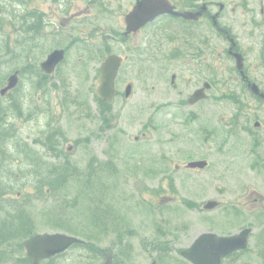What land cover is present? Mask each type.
<instances>
[{"label":"rangeland","instance_id":"374dc122","mask_svg":"<svg viewBox=\"0 0 264 264\" xmlns=\"http://www.w3.org/2000/svg\"><path fill=\"white\" fill-rule=\"evenodd\" d=\"M168 42L169 58L177 57L181 44L177 39ZM218 42L220 84L214 96L189 105L185 93L195 87L197 77L184 60L159 56L161 64L150 73L131 63L122 69L121 82L134 84L133 94L118 97L113 114L96 99L99 69L77 62L86 54L71 50L67 64L44 79L47 85L42 86L38 83L42 78L33 70L54 46L52 39L32 37L12 16L0 14L1 96L10 76L17 73L16 88L1 99L12 106L2 114L5 127L12 131L8 147L14 158L9 161L17 180H11L30 195L36 193L35 180L28 175L30 160L18 148L25 142L43 160L52 164L69 160L78 170L56 195L30 196L28 210L35 232L73 231L112 250L117 264H160L163 254L168 264H174L182 258L179 248L201 232L230 234L252 226L248 249L230 256L226 263L264 264L260 228L264 213L260 207L249 211L244 202L246 180L264 186V176L249 167L252 156L244 150L249 140L240 125L231 137L230 124L238 120L245 125L249 119L245 112H257L263 106L245 96L222 39ZM205 53L209 49H204L203 58ZM172 73L177 74L175 85ZM16 106L22 114L15 111ZM108 121L113 122L111 129L103 127ZM250 148L260 149L254 144ZM197 159H206L207 167L186 169L190 160ZM104 160L114 166L102 164L101 175L97 167ZM92 169L99 172L97 178L89 176ZM209 199L219 200L220 206L213 211L201 209ZM160 245L169 248L162 251ZM82 252V247L72 248L59 263H81Z\"/></svg>","mask_w":264,"mask_h":264},{"label":"flooded vegetation","instance_id":"af4514ba","mask_svg":"<svg viewBox=\"0 0 264 264\" xmlns=\"http://www.w3.org/2000/svg\"><path fill=\"white\" fill-rule=\"evenodd\" d=\"M258 1L259 8L255 4L256 0H0V14L12 16L13 22L20 23L21 28L32 37L52 39L54 46L40 62L37 67L39 69H43L44 60L55 50H63L57 69L67 64V56L73 49L87 55L78 58L79 64L99 70L110 55L120 56L115 98L105 100L99 97V105L103 109H110L112 113L113 103L118 97L125 95L128 98L133 94L134 84L131 93L127 94L129 83L124 85L121 82L122 69L131 63L132 67L139 70L152 72L161 64L159 56L169 58L170 39H177L176 43L181 44V51L177 57L169 59L184 60L182 62L197 77L195 87L185 93L187 103L191 105L189 97L203 86L205 89L200 94L206 93L205 100L214 96V89L220 84L217 50L218 39L221 38L224 53L234 63L235 79L244 87L245 96L256 99L263 106L257 112H245L249 116L245 125L232 120L231 137L235 136L237 124L240 125L249 140L244 148L252 156L249 167L256 170L258 175L264 176V97L261 96L264 93V0ZM13 5L15 8L11 10ZM155 11L161 12L154 18L147 19ZM204 49H209V53H205L203 58ZM239 57L243 58V64L238 61ZM24 68L26 67L22 69ZM202 75H208L207 80H201ZM46 76L48 78L50 74L44 73L43 77ZM176 78L177 74L172 73L171 82L174 85ZM189 114L192 115L193 112L189 111ZM112 124L113 122L108 121L103 127L111 129ZM251 144L258 145L259 151L250 148ZM235 145L233 141V148ZM186 169L204 168L187 165ZM250 181L252 179L246 180L244 202L249 204V211H256L260 207L264 213V186H256ZM212 200L214 199L207 200L200 208L213 211L214 208L206 207ZM215 201L216 207H219L221 202ZM260 225L261 238H264V222H260ZM250 228L252 233V226ZM210 231L221 235L235 233ZM202 233L194 237L188 246L179 248L180 254ZM237 253L240 251L233 252L230 256Z\"/></svg>","mask_w":264,"mask_h":264},{"label":"trees","instance_id":"16d2710c","mask_svg":"<svg viewBox=\"0 0 264 264\" xmlns=\"http://www.w3.org/2000/svg\"><path fill=\"white\" fill-rule=\"evenodd\" d=\"M33 72L42 78L43 73L39 68L33 70ZM46 78L47 76L44 77V79ZM44 79L42 78L38 81L42 86L46 84ZM1 99L2 96L0 94V264H31L24 246L25 240L35 233V221L31 212L28 210L30 196L44 198V196L56 195L67 181L78 173V170L69 160L62 164H52L43 160V157L38 154V151L36 152L35 149L29 146V143L25 142L26 144L24 146L20 144L18 148L21 147V152L25 153L27 159L30 160V162H26L31 167H28V170L31 169L29 170L28 175L32 176L35 180L33 184L35 183L36 193L30 195L28 191H23L18 188L13 182L17 180L16 173L10 169V159L14 158V155L11 153L7 145L9 144V136L12 131L4 127V118L2 115L4 112L8 111L10 106L4 104ZM20 109L19 106H16L15 111L18 114H22V110ZM17 154L19 155L18 150ZM36 157L38 158L36 159ZM94 174L95 171L92 169L90 176H93ZM67 227L70 228L69 226ZM68 228L66 229L68 230ZM75 247H82L83 252L81 253V257L85 256L81 258V263L76 264H98L99 260L101 261L105 256V249L91 239H88L84 244L76 243L73 245V248ZM160 248L162 251H166V247L160 245ZM63 255L64 253L42 260L39 264H60L59 258ZM166 262L165 254H163L160 258V264ZM174 264H177V262Z\"/></svg>","mask_w":264,"mask_h":264},{"label":"water","instance_id":"95a60500","mask_svg":"<svg viewBox=\"0 0 264 264\" xmlns=\"http://www.w3.org/2000/svg\"><path fill=\"white\" fill-rule=\"evenodd\" d=\"M161 11H155L149 18H154ZM63 50H55L48 55L42 66L46 72H53L57 64L61 61ZM240 62V60H239ZM121 64L120 56L116 54L110 55L101 66L100 80L98 87V95L105 100H112L116 95L115 79ZM17 73L9 78L7 87L2 89V94H5L9 88L16 85ZM131 85L128 86L127 94L130 93ZM204 88L197 90L192 94L190 101L196 102L202 97ZM264 96V93L261 94ZM207 161L196 160L189 163L190 167H205ZM216 201H210L206 206L213 208ZM251 229L244 228L241 232L229 236H221L212 232H205L200 235L195 242L187 249L183 250L182 254L190 259L194 264H221L222 259L228 254L245 249L248 247L249 234ZM83 239L63 233V232H44L38 233L29 237L25 241L28 257L32 264H38L44 259L60 254L69 249L74 243H82ZM102 264H114L113 254L108 252L106 260Z\"/></svg>","mask_w":264,"mask_h":264},{"label":"bare ground","instance_id":"6f19581e","mask_svg":"<svg viewBox=\"0 0 264 264\" xmlns=\"http://www.w3.org/2000/svg\"><path fill=\"white\" fill-rule=\"evenodd\" d=\"M22 7H23V6H22ZM24 9H25V8H24ZM8 13H9V12H8ZM18 13H19V11H18ZM21 13H22V12H21ZM15 15H16V14H15ZM21 16H22V14H21ZM26 18H27V17H26ZM28 18H29V17H28ZM30 20H31V19H30ZM17 23H18V22H17ZM29 23H30V22H29ZM34 24H35V23H34ZM35 25H36V24H35ZM30 27H32V25H30ZM33 27H34V26H33ZM18 99H19V98H18ZM15 100H17V99H15ZM12 102H13V101H12ZM12 102H11V103H12ZM17 102H18V101H17ZM20 102H21V101H20ZM11 107H12V106H11ZM11 107H10V108H11ZM21 107H22V104H21ZM21 109H22V108H21ZM21 109H20V110H21ZM5 110H6V109H5ZM10 111H11V110H10ZM17 111H18V110H17ZM6 112H7V111H6ZM0 113H1V112H0ZM1 116H2V115H1ZM3 116H4V115H3ZM1 118H2V117H1ZM3 118H4V117H3ZM5 118H6V117H5ZM6 119H7V118H6ZM1 123H2V122H1ZM10 124H11V123H10ZM13 124H14V123H13ZM2 125H3V124H2ZM11 125H12V124H11ZM4 127H5V126H4ZM1 130H2V129H1ZM17 132H18V131H17ZM17 132H15V133H17ZM20 135H21V134H20ZM9 137H10V136H9ZM11 138H12V137H11ZM11 138H10V139H11ZM21 138H22V137H21ZM41 139H42V138H41ZM48 139H50V138H48ZM48 139H47V140H48ZM51 139H52V137H51ZM21 140H22V139H21ZM39 140H40V139H39ZM45 140H46V139H45ZM18 141H19V140H18ZM42 141H43V140H42ZM42 141H41V142H42ZM49 141H51V140H49ZM8 142H9V141H8ZM19 142H20V141H19ZM22 142H23V141H22ZM23 143H24V142H23ZM44 143H45V142H44ZM48 143H49V142H48ZM46 144H47V143H46ZM7 145H8V144H7ZM18 145H20V144H18ZM29 146H30V145H29ZM45 146H46V145H45ZM48 147H49V146H48ZM50 147H51V146H50ZM10 148H11V147H10ZM13 148H14V147H13ZM20 148H21V147H20ZM29 148H30V147H29ZM0 149H1V148H0ZM24 149H25V148H24ZM33 149H34V148H33ZM2 150H3V149H2ZM44 150H45V149H44ZM0 151H1V150H0ZM3 151H4V150H3ZM34 151H35V150H34ZM36 152H37V151H36ZM27 153H28V152H27ZM32 153H33V152H32ZM30 154H31V153H30ZM30 154H28V155L31 156ZM32 155H33V154H32ZM36 155H37V154H36ZM38 156H39V155H38ZM4 157H5V156H4ZM31 157H32V156H31ZM37 158H38V157H36V159H37ZM30 159H32V158H30ZM38 160H39V159H38ZM33 161H34V159H33ZM36 161H37V160H36ZM41 161H42V160H41ZM31 162H32V161H31ZM44 162H45V161H44ZM37 163H38V162H37ZM41 163H42V162H41ZM51 163H52V162H51ZM37 165H38V164H37ZM28 166H29V165H28ZM39 166H40V165H39ZM39 166H38V167H39ZM53 167H54V165H53ZM68 167H69V166H68ZM68 167H67V168H68ZM12 168H13V167H12ZM57 168H58V167H57ZM6 169H7V168H6ZM13 169H14V168H13ZM21 169H22V168H21ZM65 169H66V168H65ZM1 170H2V169H1ZM29 170H31V169H29ZM13 171H14V170H13ZM43 171H44V170H43ZM35 172H36V171H35ZM59 172H60V171H59ZM71 172H72V171H71ZM47 174H48V173H47ZM5 178H6V177H5ZM1 179H2V178H1ZM24 202H25V201H24Z\"/></svg>","mask_w":264,"mask_h":264}]
</instances>
